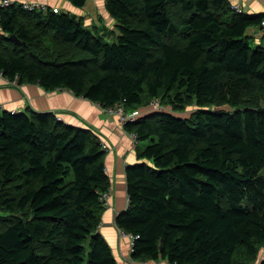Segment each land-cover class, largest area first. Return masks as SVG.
Returning a JSON list of instances; mask_svg holds the SVG:
<instances>
[{
    "label": "trees",
    "instance_id": "1",
    "mask_svg": "<svg viewBox=\"0 0 264 264\" xmlns=\"http://www.w3.org/2000/svg\"><path fill=\"white\" fill-rule=\"evenodd\" d=\"M106 9L112 42L68 14L0 10V75L101 111L148 109L122 126L147 143L126 168L128 205L115 218L133 261L254 264L264 248V45L246 31L264 13H235L227 0H106ZM187 104L190 118L173 115ZM223 105L235 111L212 110ZM102 144L51 113L0 107V211L11 215L0 217V264H118L99 233Z\"/></svg>",
    "mask_w": 264,
    "mask_h": 264
},
{
    "label": "crops",
    "instance_id": "2",
    "mask_svg": "<svg viewBox=\"0 0 264 264\" xmlns=\"http://www.w3.org/2000/svg\"><path fill=\"white\" fill-rule=\"evenodd\" d=\"M16 8L22 4H38L46 14L52 9L68 14L82 22L93 34L102 36L106 42L115 41L119 35L116 21L106 9V0H84L82 6L74 5L71 0H11ZM230 6H240L243 14L259 15L264 13V0H228ZM241 3V4H240ZM246 36L254 47L261 45L256 29H248ZM259 37V38H258ZM0 107L7 112H47L53 114L64 124L90 129L100 141L109 148L104 154V168L108 178L111 198L108 208L100 217L99 233L106 240L118 264H168L166 261H133L130 258L128 239L122 238L115 226V218L124 212L128 205L126 189V168L141 163L138 150L147 143L140 142L137 148L132 146L128 134L118 120L102 113L99 107L72 93L60 90L45 92L37 85L15 86L0 77ZM140 116L150 114L148 109L136 110ZM193 113V112H191ZM175 117L186 119L182 113H173ZM264 259V248L258 253L254 264Z\"/></svg>",
    "mask_w": 264,
    "mask_h": 264
},
{
    "label": "built area",
    "instance_id": "3",
    "mask_svg": "<svg viewBox=\"0 0 264 264\" xmlns=\"http://www.w3.org/2000/svg\"><path fill=\"white\" fill-rule=\"evenodd\" d=\"M13 7H16V6H15L14 2H12L11 0H0V10H5V9L13 8ZM19 7L25 12H36V11H45L46 10V8H43L42 6H40L38 4H22V5H19ZM230 8L235 13H238V14L243 13V10L238 5L230 6ZM51 11L55 14L59 13V10H57V9H52ZM256 31H257V35L260 36V38L264 39V19L261 21L260 26L258 28H256ZM0 77H2V76L0 75ZM150 107L154 110L160 109L159 102L154 101V103L150 104ZM102 111L107 116L117 118V120L121 126H124V124H126L127 122L135 121V119L140 116V114L137 111L134 113H131V114L125 112L123 110V107L121 104L115 105L114 107H111V108L103 109ZM12 113H14V112H12ZM129 139H130L132 146L134 148H136L140 144V142L137 139V136L135 134H130ZM102 148L104 151H107L109 149L107 147V145H105V144H102ZM110 198H111V191L110 190L100 196V199H99L100 203L106 209L108 208V201L110 200ZM119 235L122 238L125 237L128 239L129 253L131 254L133 252V238L125 235L122 232H119Z\"/></svg>",
    "mask_w": 264,
    "mask_h": 264
},
{
    "label": "rangeland",
    "instance_id": "4",
    "mask_svg": "<svg viewBox=\"0 0 264 264\" xmlns=\"http://www.w3.org/2000/svg\"><path fill=\"white\" fill-rule=\"evenodd\" d=\"M259 40L261 41V45H264V39L263 38H260ZM15 86H17V85L15 84ZM160 107H162V108L165 109V107H163V106H160ZM161 110H163V109H161ZM194 110H196V108L193 105L187 104V105H185V107H183V109L181 111H178V112L179 113H182L183 116L186 117V119H188V118L191 117V115H192L191 112H194ZM262 174L264 175V169L262 170ZM11 194L15 196L17 193L12 190V193ZM2 224H3V221H0V226Z\"/></svg>",
    "mask_w": 264,
    "mask_h": 264
},
{
    "label": "water",
    "instance_id": "5",
    "mask_svg": "<svg viewBox=\"0 0 264 264\" xmlns=\"http://www.w3.org/2000/svg\"><path fill=\"white\" fill-rule=\"evenodd\" d=\"M11 39L14 40V36H11ZM212 110L214 112H217V113L218 112H225V113L230 114V113H233L235 111V108H231L229 105H223L220 107H213ZM8 216H11V215L0 211V217H8Z\"/></svg>",
    "mask_w": 264,
    "mask_h": 264
},
{
    "label": "bare ground",
    "instance_id": "6",
    "mask_svg": "<svg viewBox=\"0 0 264 264\" xmlns=\"http://www.w3.org/2000/svg\"><path fill=\"white\" fill-rule=\"evenodd\" d=\"M228 1V0H227ZM241 4V3H240ZM261 22V21H260ZM15 35V34H14ZM245 39V38H244ZM251 40V39H250ZM250 42H252V41H250ZM13 79V78H12ZM138 137V136H137Z\"/></svg>",
    "mask_w": 264,
    "mask_h": 264
}]
</instances>
